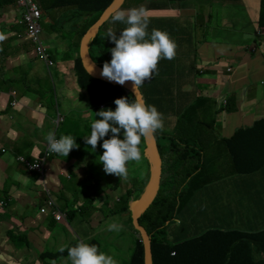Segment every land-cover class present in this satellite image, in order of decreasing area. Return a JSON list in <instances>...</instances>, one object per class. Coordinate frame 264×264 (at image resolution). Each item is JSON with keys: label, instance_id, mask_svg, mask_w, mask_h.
<instances>
[{"label": "crops", "instance_id": "0c3cea01", "mask_svg": "<svg viewBox=\"0 0 264 264\" xmlns=\"http://www.w3.org/2000/svg\"><path fill=\"white\" fill-rule=\"evenodd\" d=\"M134 1L136 0H129V3H126L124 0L122 5L124 3L128 5L120 11L143 8L149 18L146 31L149 34L153 29L164 31L176 44L175 57L171 60L161 58L157 69L154 70L159 76L145 81L143 90L140 87L148 105L152 102L163 104L165 108L162 112L163 129L170 132L177 121L178 113L187 108L189 109L187 122L191 126L202 127L211 124L214 119L213 130L218 139L210 142L211 147L205 152L208 153L206 157L214 162L204 165L202 172H206V175L195 184V187L199 188L198 198H194L189 204L195 213L192 219H188L187 226L190 229V226H193V232L212 227L248 232L264 230V167L250 173L237 172L233 161V167L230 169L229 161L223 154V138L234 135L240 128L254 127L257 121L264 117V27L259 26L261 0H240L244 4L245 21L255 29L250 33V36H253L250 43L245 38L241 39L239 35L232 39L230 31L232 26L229 24L217 27L219 26L217 13L220 0H147V3L142 6L132 7ZM44 2L48 7V0ZM15 6V4H6L4 9H0V148L4 147L7 150L6 154L0 155V189H6L9 200L12 201L11 210H7V213L12 216L11 219L6 220V217L1 219L3 223L0 227L3 233L1 237L5 235L6 230L15 227L14 223L18 214H12L14 207L17 209L23 207L27 211H32L34 210L30 208L32 204L46 201L42 185L55 186L56 183L58 187H54V194L57 198L63 200L75 198L78 204L88 203L92 206L101 205L104 196L109 197L112 192L111 188L107 187L97 194L95 192L90 195L83 190L81 193L73 180L74 175L71 169L79 163V159L83 157L80 162L87 157L88 161L91 159L99 161L104 151L103 139H110L113 135L109 131L103 139L98 141L95 149L86 144L84 137L91 134V123L96 118L95 111L104 108L102 106L104 102L96 107L91 106L86 89H81L80 86L76 87V92L80 93L77 101L86 103V106L82 108L81 105L77 109L82 108L80 115H83L86 122L80 124L74 116L76 121L67 127L61 125L62 131H60V136H72L77 147L70 150L67 157L58 155L48 164L45 163L43 175L28 172L16 161L19 156H35L38 152L37 143L42 144L48 133L54 131L55 106L54 109L48 108L50 101L48 102L45 97V101H41L39 98L41 92L38 90L42 91V89L39 85L35 87L28 81L29 86L22 91L14 85L17 80L27 82L21 79L25 75L21 71V66L25 65L28 54L32 52L29 43L18 38L19 33L23 35L24 33L15 23L18 14ZM202 7L207 8L203 13H201ZM81 14V19L76 16L73 18L78 21L79 29L84 31L86 27L81 28L83 20L87 17L88 23L95 14ZM116 14L113 12L107 19L109 21L106 20L98 32L102 30L107 33V30L111 28L116 31L119 38L121 31L127 25L120 21L112 22ZM61 18L63 19V15ZM62 19L61 28H63ZM55 37L59 42L56 34ZM82 37H73V50L68 55L72 53L75 56H78V53L80 55ZM74 43H76L75 46ZM58 47L62 49L64 46L58 44ZM59 62L61 65L55 63L57 77L64 79L66 88H72L77 80L73 71L74 59L61 58ZM69 67L73 70H68ZM15 68H19L21 72L17 79L14 76ZM46 69L49 70L50 67L47 66ZM55 88L58 89L56 85ZM12 89L17 90L19 104L16 106L10 104L12 96L9 91ZM151 90L157 94L154 96L147 93ZM52 91L53 85L50 92L48 90V94ZM66 94L69 100L73 99L68 92H63L62 97ZM59 106L61 107L60 104ZM119 138L124 139V134L120 132ZM262 142L264 140L260 141V146L263 148ZM91 151L92 155H88L87 153ZM84 153L86 155H80ZM75 159H77L76 162ZM261 162L264 163V160ZM98 166L103 167L102 162ZM38 177L48 179L40 185L37 182ZM108 181L112 183L113 180ZM120 182L124 183V181ZM88 187L90 186L87 185ZM98 202L100 204H97ZM83 204L80 206L82 207ZM87 207L84 216L88 213L89 206ZM23 218L25 217H21V223L24 222ZM175 218L179 225L180 216L176 215ZM44 219H50V217ZM3 243H9L18 249L9 241ZM26 255H32V253ZM38 260L41 259L37 257L32 262ZM118 261L117 259L116 262L120 264Z\"/></svg>", "mask_w": 264, "mask_h": 264}, {"label": "trees", "instance_id": "16d2710c", "mask_svg": "<svg viewBox=\"0 0 264 264\" xmlns=\"http://www.w3.org/2000/svg\"><path fill=\"white\" fill-rule=\"evenodd\" d=\"M128 1L126 0V3H129ZM112 2L113 0H48L49 4L46 10H43L38 3L42 11V18L46 13L51 14L50 9L60 8L67 10L64 15H71L70 17L76 16L78 19L82 18L81 13L85 15L88 13L95 14L94 18L87 23L84 31L79 29L80 26L76 21L73 28L63 27L56 30V35L62 45L66 39H70V43L68 44L69 51L66 56L74 59V71L80 87L90 92V100H95L93 101L95 107L99 106L102 102L105 104L104 108H99L95 111V120L101 119L96 115V112L102 109H111L113 111L116 109L117 106L114 101L117 97L126 96L129 102L136 100L133 93H128L122 85L89 74L83 66L79 53L78 56H75L73 53L68 55L73 50V37L78 36L81 38L87 28L96 21ZM126 3L119 7L115 13L123 10L122 8L128 5ZM6 4H15V8L18 10L16 0H0V9H4ZM19 15H21L20 12L17 16ZM83 23H86V18L83 20ZM259 26L260 28L264 27V0H261ZM24 35L22 34L19 39L23 40V42L27 41L32 51L31 54H34L31 40L26 35L24 37ZM104 39H107L108 42L103 43ZM75 45L76 43H74ZM114 47L115 43L106 35L99 34L98 31L89 42L91 56L101 66L105 62L111 61V49ZM153 77L152 75L147 80H151ZM21 79H25V75ZM41 82L40 89L42 91L38 90L41 92L39 98L44 102L45 97L48 102L50 101L48 108L54 109L55 106L56 109L54 94H48V90L50 92L51 88L44 89ZM144 84L145 82L140 86L142 90ZM147 93H151L154 96L157 94L153 90ZM43 105L46 106V104ZM150 105H154L160 113L165 109L160 102H152ZM188 110L187 108L178 113L177 121L170 132H166L163 129L162 132L158 130L154 134L162 158L161 182L154 201L140 217V224L147 230L151 239L154 264H264V230L248 232L212 227L204 230L203 233H195L192 229L193 226H190L191 229L187 226L188 219H192L195 213V210L191 209L189 204L194 198H198L197 193L199 188L195 187V184L206 175V172H202L204 165H210L214 162L211 158L206 157L208 153L205 152L211 147L209 143L218 139L213 130L214 119L212 120L213 123L211 122V124L202 127L191 126L187 122L189 120L187 116ZM63 122L65 120L61 122V125ZM60 131H62L61 126L58 132L59 138L62 136H60ZM120 132L123 133V130ZM160 139H162V142H160ZM141 140H145V138L142 137ZM261 140H264V117L257 121L254 127L240 128L234 135L223 138V154L227 153L230 155L237 172L250 173L257 171L264 167V163L261 162L264 160V147L260 146ZM262 145H264V142H262ZM55 156L56 154H53L52 158ZM93 162L94 160L91 159L87 163H83L81 167L77 165L73 166L71 172L79 178L83 177L89 183V186L95 190L96 194L102 192L107 186L116 189L117 187L115 186L120 184V181H123L122 178L120 179L115 174L101 172L100 169L104 168H99L98 164L100 161H97V165ZM86 166L88 168H84ZM82 168H84L83 171ZM74 171L80 173L82 176ZM128 176L136 187L134 186L135 188L130 190L128 182L124 181L122 190L120 189V200L116 202V205L122 206L113 213L120 219V214L128 211L129 216L126 218L122 217V220H120L122 226L121 238L131 245L132 254L128 264H144V246L139 233L133 226L132 215L129 210V200L132 198L135 200L140 197L141 194L139 196L136 195L137 188H141L139 191H143L146 183L149 181L150 173L148 171L141 183L137 184H134L136 180L134 175L128 173ZM107 179H112V183L110 181L105 183ZM111 196L112 194H109L108 202ZM0 200L5 202L6 205L12 204L6 189H0ZM76 203L77 201L74 198L63 200L59 197L55 202L56 208L66 213L67 223L72 225L74 229H78V223H80L88 208V203L83 204L82 207ZM30 208L36 209L38 206L32 204ZM176 215L181 218L179 225L176 223ZM3 217L9 220L12 216L7 211H2L0 212V220ZM107 220L108 217L105 216L104 221ZM23 221L25 222L26 218H23ZM50 223L52 231L63 229L67 234L69 233V230L64 225L59 224L51 216ZM18 230L16 227L6 230L3 237H1L3 233L0 231V245L5 241H9L18 249L23 248V250L30 251L35 256L37 254V257L45 262L48 253L51 251L48 244H45L43 247L39 245L42 244L39 239L42 236H39V238L33 236L30 228L22 231ZM101 238L102 236L99 235L93 236L88 244L96 245L98 250L101 251L102 243L104 242ZM72 244L74 246L77 245V243ZM34 250H37V252L35 253ZM112 257L120 261L119 256L113 255Z\"/></svg>", "mask_w": 264, "mask_h": 264}, {"label": "clouds", "instance_id": "9594fccd", "mask_svg": "<svg viewBox=\"0 0 264 264\" xmlns=\"http://www.w3.org/2000/svg\"><path fill=\"white\" fill-rule=\"evenodd\" d=\"M121 6L122 4L119 7ZM116 10L113 12H116ZM19 21L20 15L15 19V23L25 34V27ZM113 21L123 22L127 25V27H125L121 31L119 38H117L116 31L111 28L107 30V37H109L115 43V47L111 49V61L104 63L100 74L102 77L107 78L109 81H114L120 85H124L126 81H132L133 90L134 92H136V90L147 79H150L152 77L154 70L157 69L158 61L161 58L171 60L175 57L176 44L164 31L153 29L150 34L146 31L149 23V18L146 16L143 8H133L127 11H120L116 15H114ZM32 47L34 50L33 42ZM47 51L52 58L48 46ZM34 58L39 59L46 65L43 60L37 57L35 50ZM54 66L49 70H52ZM93 70L94 66L92 65L91 72ZM14 91L16 92L15 94L13 93ZM9 92L12 96L10 104L12 106H16L17 104H19L17 99V90L12 89ZM90 98L91 97L89 96V99ZM13 101H16L17 103L13 105ZM90 102L91 100L89 101V103ZM114 102L117 106L114 111L111 109H102L96 112V115L101 119L94 120L91 123V134L90 136L84 137V139L86 144L91 145L92 148L95 149L98 141L103 139L106 134L111 131V133L113 134L112 137L110 139H103L102 148L104 149V151L103 154L100 155L99 161L102 162L106 174H115L121 179L122 177L127 178L128 176V169L126 166L127 163L130 161L138 162L141 159V152L138 147L141 143V138L153 136L158 130L162 131L164 128V123L162 113H160L154 105H147L139 98L132 102H129L126 96H120L117 97ZM104 105L105 104H103L102 106ZM59 107L60 106L58 103L56 109H54L55 115L53 118L56 117L57 111L59 110L64 117V121L65 116ZM60 126L61 123L58 126H56L55 124L54 131L48 133V135L46 136V140H44L42 144L45 146L47 142L48 151L54 152V155L56 154L67 157L70 150H72L74 147H77V145L75 139L70 135H64L60 138L58 137ZM121 130H123L124 139L119 138ZM44 146L43 149H40L35 156H19L17 157L16 161L22 164L28 172L39 173L43 175L44 171H31L28 168L27 163H34L36 160H38V158L43 154ZM6 153L7 150L4 147H1L0 155H4ZM53 154L50 157H52ZM47 179V177H38L37 182L42 185V183ZM54 185L55 186H52L51 184L42 185L44 188L46 201L37 203V210L39 209L40 211V209L47 206V204L45 203L48 200V195L53 197L56 202L57 197L54 194V187L58 186L56 185V183ZM5 205L6 203L0 200V207L2 206L3 208ZM6 206L11 207V204ZM7 210L8 209L6 208V210L3 211ZM63 214L65 215L64 221H57L51 215L50 210H48L47 213L42 214V218L51 216L59 224H63L64 226L71 229V227L67 223L66 213ZM121 228L122 226L116 223L108 225V229L110 231H119L121 230ZM69 234L71 233L69 232ZM72 234L75 236V238L71 243H68L66 248L65 246L57 248L55 245H49V249L52 251L48 253V257L45 262L40 260L43 262L42 264H52V261L58 257H63L65 260L70 259L71 264H117V262L111 255L100 252L96 245L88 244V240H79L76 237L75 232ZM72 243H77V245L74 246ZM53 253L58 254L54 255ZM66 253H68V257L65 255ZM67 264L70 263L68 262Z\"/></svg>", "mask_w": 264, "mask_h": 264}, {"label": "rangeland", "instance_id": "374dc122", "mask_svg": "<svg viewBox=\"0 0 264 264\" xmlns=\"http://www.w3.org/2000/svg\"><path fill=\"white\" fill-rule=\"evenodd\" d=\"M37 1L41 5V7H47L44 2L45 0H37ZM146 3H147V0H136L133 2L132 7L142 6ZM206 9H207L206 7H202L201 13L205 12ZM243 10H244V4L240 0H232V1L220 0L219 6H218V13H217V22L219 26L217 27L220 28V27H223L229 24L232 26L230 30L232 39H234L237 35H239L241 36V39L245 38V40H247V42L250 43L253 37V36H250V33L254 32L255 29L252 27L251 24H248L245 21L243 17ZM66 11L67 10H64L62 8L53 9L51 10V14L46 13L43 16L42 21H41L42 28H43L41 37L44 39L45 44L49 47V52L52 54L56 65L57 63L60 64L59 59L67 58L66 55H67V52L69 51L68 44L70 43V39H66L63 42L64 47L62 49L58 47V44L62 46L60 42H57V39L55 37L56 30L61 28L60 22L62 18L60 15L64 16L62 19L63 27L73 28L75 25L74 24L75 21L78 22L73 17H70L71 15L70 16H68V14L64 15ZM57 14H60V15H57ZM83 26L86 27L87 22L85 24L83 23V25H81V28ZM222 31H227V30H222ZM99 34H103L107 36V33L103 32L102 30L99 32ZM21 36H22V33H19L18 38H20ZM227 37L231 39L228 35ZM102 42L107 43L108 41L107 39H104ZM28 55L29 57L26 59L25 65L21 66L22 67L21 71H23V73L26 76L24 80H27V82L23 80H17L14 82V85H16V87L20 89L21 91L26 90V86H29L28 81L36 87V85L40 86V82H41L40 80H42L41 83L44 86V89L51 88V85H53L52 93L54 94L56 106L58 103L61 105V107L59 108L66 118L65 122L62 123V126L67 127L71 123L76 121V119L80 124H84L86 121L83 118V115H80V113H81L82 108L86 106V103H82L79 100L77 101V98L80 95V93L79 91L76 92V87L80 86L79 82L75 80L74 84L76 85H73L72 88H66L65 87L66 82H64V79L61 80L59 79V77H57L56 65L54 66L52 70H47L43 62H41L39 59L33 58L34 56L33 53L32 54L29 53ZM70 69L73 70L72 67H69L68 70ZM28 72L29 74H27ZM20 73L21 72L19 68L14 69V76L16 79L20 76ZM153 76L155 78V77H158L159 75L153 72ZM68 78H70V76ZM55 85L58 88L57 90L55 88ZM80 88L83 89L82 87ZM29 90H32V89H29ZM32 91H35V90H32ZM63 92H68L69 94H71L73 96V99L69 100L68 99L69 97L67 96V94L62 97ZM86 92L91 97L90 92L87 89H86ZM34 93L35 92H33V94ZM57 95H59V97ZM93 101L95 100H92L89 104L95 107V105L93 104ZM71 102L74 104H69ZM65 105H66V108L64 109ZM81 105H82V108L77 109V107L79 108ZM74 116L76 119L74 118ZM160 142H162V139H160ZM43 146H44L43 144L37 143L38 151L40 149L42 150ZM145 149H146L145 140H141V143L139 145V150L141 152V159L138 162L130 161L126 165L127 168L129 169L128 173H131V175H134V177L136 178L134 184L141 183L142 179L144 178V176L147 174V172L150 169ZM91 153L92 151L88 152L87 154L92 155ZM80 155H86V154L84 153ZM224 155H226V158L228 159L229 164H230L229 167L231 169L233 165H232L230 155H228L227 153ZM82 158L83 157L79 159V163L77 164L78 167H81L83 163L88 162V157L83 162H80ZM51 159L52 157L47 160V164L49 163ZM76 161L77 159H75V162ZM93 163L97 165V160L94 161ZM88 166L84 168H88ZM84 168H82V171ZM100 171L105 172L104 169H100ZM73 180L77 183V188L79 192L82 193V190H83L85 192H88V194L90 195L95 193V190L93 188L91 187L87 188V185H89V183L86 180H84L83 177L79 178L78 176L74 175ZM122 180L128 182L130 190L136 187L130 181L129 176H127V178L122 177ZM148 182L146 183L143 191H139L141 190V188H137V191H136L137 196L141 194L140 195L141 197L143 195L144 191L146 190L149 184ZM105 183H108V179L105 181ZM123 185L124 183L118 184L117 186H115L117 187L116 189H114L111 186H107V187H110L111 191L113 192V193L111 192L112 196H111V199L109 200V203L106 204L109 197L104 196V201L101 205L92 206L91 204H88L87 205L89 206L88 213L82 218L80 223H78V229H74L72 225H69L71 229L65 226L71 234L69 233L67 234L63 229H55L52 231L50 228V225H51L50 219L42 218V214L44 213L40 212L39 209L27 211L23 207H19L18 209L14 207V211L12 214L14 213L18 214V218L16 219L14 223L15 227L19 229L18 231H22L25 228H30L32 231L31 234L33 236H37L38 238L39 236H42L41 238H39L42 244H39L38 242V244L42 247L46 243H48L50 246L55 245L57 248L62 247V246H65L66 248L68 243H71L73 239L75 238V236L72 234L74 232L76 234V237L82 241H86V240L90 241V239L93 236L99 235V236H102L101 239L104 241L102 243V250L101 251L99 250V251L104 252L105 254L111 255V256L117 255L120 257V261H118L119 263L121 262L120 264H128V261L130 260V257L132 254L130 243L121 238V230L110 231L108 229L109 224L116 223V224L121 225L120 220H122V217L126 218L127 216H129L128 211H125V213L120 214V219H119V217H116V215L113 213L116 210L120 209V207L122 206V205L121 206L116 205V202L120 200V192H121L120 189L122 190ZM85 195H87V193H85ZM140 197L137 198L138 201L140 200ZM137 199L134 200L132 198L129 200V210L130 211H131L130 208L134 205ZM74 200L76 199L74 198ZM80 204H83V203H80ZM97 204H100V202H98ZM6 208L8 210H11V207L5 205L3 208L2 206L0 207V212H2ZM107 208L109 209V211H106ZM22 216L26 218V221L21 223ZM105 216L108 217V220L104 222H100L104 220ZM2 224L3 223L0 220V227H2ZM203 231L204 230H198L195 233H203ZM34 252L36 253L37 250H34ZM27 253H30V251L27 252L26 250H18L14 248L12 245H10L9 243H3L0 245V264H25V263L42 264L43 263L40 260L35 261L33 263L32 260L36 259L37 256H35L34 254L26 255ZM53 254L57 255L58 253H53ZM65 255L68 257V253H66ZM114 260L116 261L117 258ZM68 262L71 264L70 259L65 260L63 257H58L52 261V264H67Z\"/></svg>", "mask_w": 264, "mask_h": 264}, {"label": "water", "instance_id": "95a60500", "mask_svg": "<svg viewBox=\"0 0 264 264\" xmlns=\"http://www.w3.org/2000/svg\"><path fill=\"white\" fill-rule=\"evenodd\" d=\"M122 2L123 0H113V2L101 13V15L92 24V26L88 28L81 41L80 57L87 72L94 77L104 79L106 81L109 80L107 78L102 77L100 74L103 66L98 64L90 54L89 42L91 38L96 34L100 26L111 16L112 12L115 11L122 4ZM92 65L94 66V70L91 72ZM110 82L118 84L114 81ZM122 86L128 92L133 93L136 99L139 98L140 100L146 103L140 87L136 90V92H134L132 81H126L125 84ZM145 145V152L150 163V178L148 182L149 184L146 190L144 191L143 195L140 197V200L138 201L137 199L130 209L133 226L135 230L139 233L143 242L144 264H154L151 239L147 230L140 224V217L151 205L158 193L162 176V158L158 150L155 135L145 138Z\"/></svg>", "mask_w": 264, "mask_h": 264}, {"label": "built area", "instance_id": "2783aa9c", "mask_svg": "<svg viewBox=\"0 0 264 264\" xmlns=\"http://www.w3.org/2000/svg\"><path fill=\"white\" fill-rule=\"evenodd\" d=\"M16 4L18 7V11L21 14L19 22L25 27V35L28 36L31 42H33L37 57L43 60L48 67L52 68L54 66V60L48 53L47 46L45 45L44 40L41 37V33L43 31L41 24L42 11L38 5L37 0H16ZM13 93L15 94L16 92L14 91ZM12 103L13 105H15L17 102L13 101ZM63 119V115L58 110L57 115L54 118L56 126H58L63 121ZM53 153L54 152L48 151L46 142L43 154L34 163H27L28 168L31 171L43 172L44 164ZM48 210L51 211V215L57 221L65 220V215L56 208L55 200L50 195H48L47 206L40 209L42 213H47Z\"/></svg>", "mask_w": 264, "mask_h": 264}, {"label": "flooded vegetation", "instance_id": "af4514ba", "mask_svg": "<svg viewBox=\"0 0 264 264\" xmlns=\"http://www.w3.org/2000/svg\"><path fill=\"white\" fill-rule=\"evenodd\" d=\"M101 15V14H100Z\"/></svg>", "mask_w": 264, "mask_h": 264}]
</instances>
